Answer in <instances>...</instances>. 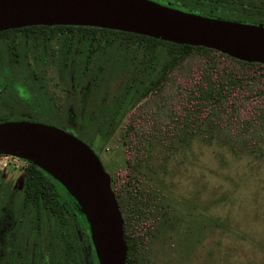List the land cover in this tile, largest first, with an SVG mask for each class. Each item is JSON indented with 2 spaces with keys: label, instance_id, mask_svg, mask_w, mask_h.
<instances>
[{
  "label": "trees",
  "instance_id": "1",
  "mask_svg": "<svg viewBox=\"0 0 264 264\" xmlns=\"http://www.w3.org/2000/svg\"><path fill=\"white\" fill-rule=\"evenodd\" d=\"M169 5L197 15L264 25V0H170ZM0 38H49L57 41L56 49L61 48L62 57L57 52L54 56L55 70L65 72L68 67L72 104L83 108L55 111L48 123L66 126L62 121L67 118L68 132L93 143L104 141L125 117L120 132L124 168L109 175L122 218L124 264H136L143 244L163 231L164 222L169 224L162 194L150 182L157 178L152 166L157 151L167 158L197 137L232 153L264 156V63L239 60L200 45L91 25L24 26L7 30ZM62 48H69L70 58ZM92 150L97 154L95 143ZM21 160L17 205L23 221L28 214L40 224L43 208L57 222L62 215L57 187L84 218L55 179ZM84 219L87 243L93 247ZM63 240L70 264H79L69 245L70 234Z\"/></svg>",
  "mask_w": 264,
  "mask_h": 264
},
{
  "label": "water",
  "instance_id": "2",
  "mask_svg": "<svg viewBox=\"0 0 264 264\" xmlns=\"http://www.w3.org/2000/svg\"><path fill=\"white\" fill-rule=\"evenodd\" d=\"M32 24L98 26L264 63V25L197 15L155 0H0V30ZM0 154L32 162L74 199L97 264H124L122 218L110 176L85 142L55 125L8 120L0 122Z\"/></svg>",
  "mask_w": 264,
  "mask_h": 264
},
{
  "label": "rangeland",
  "instance_id": "3",
  "mask_svg": "<svg viewBox=\"0 0 264 264\" xmlns=\"http://www.w3.org/2000/svg\"><path fill=\"white\" fill-rule=\"evenodd\" d=\"M124 120L94 141L109 175L124 168ZM163 154L156 153L157 178L150 182L162 194L169 224L143 244L136 264H264V156L232 153L197 137ZM21 165V158L0 155V174L12 188L21 181Z\"/></svg>",
  "mask_w": 264,
  "mask_h": 264
},
{
  "label": "flooded vegetation",
  "instance_id": "4",
  "mask_svg": "<svg viewBox=\"0 0 264 264\" xmlns=\"http://www.w3.org/2000/svg\"><path fill=\"white\" fill-rule=\"evenodd\" d=\"M159 3L170 6V0ZM210 8L218 11L217 7ZM34 25L49 26L32 24L13 28ZM10 29H1L0 34ZM56 42L49 38H0V122L29 120L54 125L48 121L54 120L55 111L83 108V105L72 104L68 67L65 72L55 70L56 52L60 57L63 55L61 48L56 49ZM65 50L69 57V48ZM82 88H78V93ZM62 124L66 126H55L62 129H67V124L71 126L67 118ZM85 143L93 149L94 141ZM21 187V181L17 188L4 180L0 183V264H70L63 240L67 234H70L69 245L79 264H97L94 248L87 243L90 239L83 222L85 217L81 218L76 204L71 206L66 193L57 187L62 214L57 222L42 208L38 224L35 216L28 214L22 220L17 205Z\"/></svg>",
  "mask_w": 264,
  "mask_h": 264
}]
</instances>
